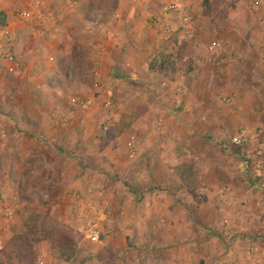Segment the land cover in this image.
<instances>
[{
	"label": "rangeland",
	"instance_id": "374dc122",
	"mask_svg": "<svg viewBox=\"0 0 264 264\" xmlns=\"http://www.w3.org/2000/svg\"><path fill=\"white\" fill-rule=\"evenodd\" d=\"M46 1L45 6L57 14L55 20L27 25L25 35L12 40L10 53L16 57L18 50L23 55L18 56L19 69L10 70L3 62L5 53L0 54V145L7 121L9 142L13 141L8 149L13 151L12 163L7 167L0 157V200L1 208H16L12 219L0 215V264H103L121 240L133 254L149 259L162 256L165 264L175 249L182 251L184 264H208L206 256L212 251L198 248L201 238L193 229H184L182 242L169 239L155 251L136 245L127 235L128 222L133 218L142 222L146 217L140 213L143 207L168 199L187 209L213 206L214 213L210 210L200 217L206 225L214 222L210 235L226 246L216 264H264V23L259 22L264 19V5L257 0H218L215 4L176 0L182 11L170 12L166 8L174 0ZM101 10L103 21H96L93 16ZM183 14L190 17L189 23L183 22ZM254 14L258 22L249 23L250 27L239 22ZM213 15L220 22L218 34L208 21ZM235 18L238 30L252 28L255 35L242 39L250 47L241 69L232 65L227 48L229 26ZM36 29L41 30L40 37L33 36ZM189 46L199 51L197 60L186 51ZM110 56L120 64L144 58L158 75L155 84L134 85L124 74L120 79L112 77ZM164 58L174 65L161 73L158 66ZM189 82L194 83V100L167 103V123L161 113L133 117V109L142 105L130 98L135 86L146 94L167 93L179 100ZM69 96L75 99L71 104L64 101ZM69 110L71 117L66 116ZM78 112L85 115V133L71 135L67 150L58 145L64 139L55 141V159L66 154L62 160L70 157L78 166H56L51 179L47 171L51 167L46 166L49 155L36 148L46 139L38 131L51 127L53 135L64 129L78 131L82 121L74 117ZM236 137L239 145L233 144ZM17 138L43 157L45 165L34 171L39 172L38 178L30 173L31 166L24 173L14 171L18 168L14 164ZM153 141L166 150L159 156H138V145ZM55 159L50 155V161ZM77 168L82 174L77 175ZM156 171L161 177L171 171L178 181L154 180ZM86 196L110 213L111 223L101 228L102 244H92L78 232L74 207ZM196 216L191 214L193 219ZM164 231L174 239V233ZM139 233L150 236L143 227Z\"/></svg>",
	"mask_w": 264,
	"mask_h": 264
},
{
	"label": "crops",
	"instance_id": "0c3cea01",
	"mask_svg": "<svg viewBox=\"0 0 264 264\" xmlns=\"http://www.w3.org/2000/svg\"><path fill=\"white\" fill-rule=\"evenodd\" d=\"M37 2H39L45 10L53 12L52 10H49V8H47L45 6V3L47 2L46 0H0V13H4L5 19H6V27L0 26V33L3 30H6L9 32L8 37L3 39V41H2V45L0 47V54L5 53V54H3L4 55L3 56L4 57L3 62H4V65L9 67V68H10V65L6 61L5 56L6 55L13 56L10 53L11 52L10 46L12 45V40L15 39V40L19 41V39L25 35V32H23L25 26L31 25L33 23H37L38 25L41 24V22L36 17H32V19L29 21L20 20L16 16L15 10L19 7V8L25 9L27 11L35 12V4ZM211 2L213 4H215L218 2V0H211ZM257 2L260 3L262 6L264 5V0H257ZM148 6L151 10H152L151 7L154 8L153 4L148 5ZM53 13H55V11ZM132 14L133 13H130L128 18H130L132 16ZM56 15L57 14H54V17ZM103 15H104V13L101 10V11L97 12L93 17L96 21H103ZM256 16H258V14L257 15L254 14L252 16L248 15L247 17L245 16V17H243L244 18L243 20L239 19V22L243 23V25L247 24L249 26V23L253 24L254 22H258L257 18L253 19ZM208 18H209L208 21H210L213 24V29L215 30L216 34H218L217 28L220 27L219 19H216V15L210 16ZM54 20H55V18H54ZM259 22H260V24H263L264 19H262V17H261V20H259ZM42 24L44 25L47 23H42ZM229 27H230L229 34L227 36L230 37L229 39H231V40L229 41V43L227 45V48L229 49L228 54L230 56V61L232 62V65H233V63L237 64L238 67H236V68L241 69L242 65L245 63V59H247V56L249 54V53H247L248 47H250L249 45L245 46V43L243 40L246 37L255 36V35H253L254 32H253L252 28L251 29L247 28V30H244L243 32L241 29L238 30L239 24H237L236 18L234 19L233 22H231ZM244 27H246V26H244ZM21 32H23V33H21ZM100 32L101 33L99 34V36L103 37V34L105 35L104 31H100ZM114 35H115V33L113 34L110 32V37L113 38V37H115ZM33 36L40 37L41 36V30H38V29L34 30ZM6 42H8V43H6ZM214 48H215V46H214ZM111 49H113V46H111ZM131 49H132V47H131ZM115 50H118V48L117 49L115 48ZM186 51L191 56H193L192 58L194 60L198 59L199 51H197L196 47L189 46L186 49ZM113 52H114V49L111 50V55ZM150 52H153V51L151 50ZM257 52H258V47H256V53ZM99 53H102L103 59H104V50H100ZM15 55H16V57L15 56H13V57L15 58V60L17 61L19 66L14 70H17V69H19V67L21 65L19 62L18 56L20 57L22 54L19 53L17 50ZM105 58H106V56H105ZM107 58H108V56H107ZM103 59H101L102 62L104 61ZM107 62L109 64L108 66H109L110 74L112 75V77L113 76L118 77V76H121V74L122 75L123 74L128 75L131 77L129 80H131L134 83V85H140V84L142 85L143 83H140L141 81L146 82L145 83L146 86L154 85L156 82V79L158 77L157 73H155L150 68L149 62H145L144 58L141 60H138V62L136 61V59L135 60L128 59L126 61H123V64H120L119 61H116V59H114V57L110 56L109 59L107 60ZM198 62H200V60H198ZM262 68L264 69V67H262ZM192 74H195V73H192ZM196 76L193 75V77H191V78H195L193 80H196ZM118 79H120V77H118ZM193 86H194L193 82L187 83L186 88H185V93H184L182 99H179V100L176 98L174 99V96H172L171 94H167V93L166 94L165 93L160 94V95L159 94L154 95L153 91H152L150 94H146V93L140 91L139 89H137V87L135 86L132 89V93L130 94V95H132V97H130V98H132L131 100H133L134 102L141 103L142 105L133 109V113H134L133 117L135 119H138L140 115H143V117L151 118L155 113H161V116L163 118H166L165 122L167 123L168 119L170 120V116H169L170 110H169V106L167 103H169V102H171V103H173V102L186 103L188 101H193L194 100L193 97L195 96L192 92L193 90L191 89ZM130 95H128V96H130ZM149 96L151 98H148ZM67 100L70 102L69 104H71V102L74 101L75 99L73 100L69 96V97L64 98V101H67ZM139 109H142V110L140 112H138ZM70 111L71 110L66 112L67 117L72 116V113ZM83 114L84 113H82V112L74 113V117L82 120L81 122H79L81 124L80 125L81 128L79 127L78 131L71 132V129L69 131L67 129H64L63 133L58 132V133L53 135L52 132H53L54 128L52 129V127L48 128L45 131L43 129H39L38 134H42L41 138L43 139V137L45 136L46 139H43L42 142L37 143L38 145L36 148L38 149V151H42V153H44L46 151L45 153L47 154V157H48V155H49V157H50V155H52L55 159V156H57V152L55 151L57 149V146L55 144L57 137L58 138L60 137V138H62V140L63 139L65 140V142L60 141L58 145L63 146L64 148H66V150L70 149V141L69 140L72 139L71 135H74L77 132L80 135L85 133L83 131V129H84L83 123L85 122V115H83ZM1 117L4 118L5 116H1ZM42 117H45V115H42ZM46 117L50 118L48 116H46ZM7 124L10 126L8 121H7ZM136 125L137 124H135V126ZM9 126H5L2 128L3 129L2 132H4L5 136H4V139L2 140L3 142L0 145L1 146L0 157L2 159L1 163L2 162L5 163V165L7 167L13 161L10 159V156H11V154H13L12 153L13 151L11 149L8 150L9 148H12V146H13V141L9 142V137H8V135L10 133ZM182 130L184 131V128H181V131ZM180 134H181V135H179L180 138H183L185 133L181 132ZM51 138H53L52 142L50 141ZM18 141H19V138H17L15 141V144H16L15 152H16L17 157L14 159V164L18 168H15L14 171H19L21 173L22 172L24 173L25 170L28 169L29 166H31L32 171H30V173H32L33 176L38 178L37 174L39 172L35 173L34 171H35V169H37V166L41 167V166L45 165V163L43 161V157L39 156V152L38 153L36 152L34 154L35 150H32V152H30L28 150L29 148L26 146L24 141H22V143H20L21 145L19 144ZM77 146H76L77 148H80L81 145L78 144ZM164 146L165 145L161 144L159 141H153L151 143L145 142L144 144L138 145V148H137L139 151L138 156H142V157L147 156L148 158L151 156V154H154V156H159L163 153L164 150H166ZM72 148H74V147H72ZM175 149H180V148L175 147ZM155 152H156V154H155ZM64 153H66V152H64ZM49 157L46 160V166L51 167V168H49V170H47L48 174H50L51 179H53L55 176V173H56L55 167L56 166H60L61 168L65 167L64 169H66L70 165L78 166V164H76V163L75 164L71 163V162H73V159L71 160L70 157H69V160L67 159V161H65V160L63 161L62 160L63 157L66 159V154H64L62 156V158H60V159L56 158L54 161H50ZM37 158H39L38 162L35 161V160H37ZM58 161H59V163H58ZM78 170H79V168H77V175L82 174V170L81 169H80V171H78ZM18 175H19V173H18ZM8 176H10V175L7 174L5 176L6 182H7ZM135 178H137V177H135ZM174 179L176 181H178L177 180L178 175L174 174L171 171H170V174L167 175V177H165L164 175L161 177V174L159 173V171H156V174L154 175V180L169 181V180H174ZM1 190H3V189H1V184H0V192H2ZM181 194L182 195H180V196L183 197V192ZM185 194H186V196H184V197L189 198L188 197L189 193H185ZM154 197L153 198L150 197V199L152 198V200H154ZM2 205L3 204L1 203V200H0V209H1ZM203 206L204 205H202V206L197 205L196 207H192L191 209H187V208H185V206L183 204L177 203V202L174 203V201H170L169 199L164 201L163 204L160 201H154L153 203L148 204L147 206L143 207V209H141L142 212L140 211V213H143L146 215V217H144L142 222H141V218H133L132 222H128L129 226H127V233H128L127 235L131 236V238L134 240V243L136 245L146 246V247L148 246V247L152 248L153 250L154 249L156 250L157 249L156 247L158 244L162 245L161 243L166 242V240H169V239L172 241L175 240L177 242V244L179 242H182V240L184 239V233H183L184 229H186V230H192L193 229L194 230L193 234L201 238L202 244H200L198 248H202L204 251V249H206L205 247H210L209 251L210 252L212 251V253L210 255L206 256L207 263L208 264H216L218 261H220V258L224 254V252H226V250H225L226 246H223L222 244H220V242L218 241V239L216 237H214L213 235H210V228H212V225H214V222H210L209 225H206V222L204 221L205 219L204 218L202 219V217H200V215H203L204 213H206V214L209 213L210 210L212 213H214L215 209L213 208V206H212V208H206V209ZM191 214H197V216L193 219L191 217ZM156 216H159V217L156 218ZM141 227H143L145 230H149V232H150L149 237H147V238L145 236L140 237L139 230ZM164 230H169L172 234L174 233L175 234L174 239H172L173 237L168 238L167 233ZM109 241L111 242L113 240L110 239ZM109 241H106V244ZM199 243H200V241H199ZM118 244L119 245H117V246H119V247H117V249H114V247H113V249H112L113 254L110 257H104V258H106L105 259L106 261L103 264H109V263L119 264L120 262H122L124 260H126V262L128 264H155L156 262H159L160 264H165L164 263L165 260L162 256H158V257L153 256V258H151V259H149L148 257L145 258L144 256L142 257L141 255L133 254L132 252H130V250L132 248L126 243V241L121 240ZM163 245H164V243H163ZM117 251H118V254L115 253ZM216 252L218 255L216 254ZM125 253H126V255H125ZM146 259H148V260H146ZM143 260H144V262H143ZM229 260H231V259H229ZM184 263H185V259L182 256V251L180 253V251L177 249H175L174 255H172V256L170 255L167 259V264H184Z\"/></svg>",
	"mask_w": 264,
	"mask_h": 264
},
{
	"label": "built area",
	"instance_id": "2783aa9c",
	"mask_svg": "<svg viewBox=\"0 0 264 264\" xmlns=\"http://www.w3.org/2000/svg\"><path fill=\"white\" fill-rule=\"evenodd\" d=\"M166 10L170 12H181L182 7L176 0H174L169 4ZM15 13L16 16L22 21H29L32 19V17H36L41 23H50L54 21L55 18L54 13L45 10L39 2L35 4V12L27 11L18 7L15 10ZM181 18L184 23L190 22V17L186 14L181 15ZM8 35L9 32L6 30H3L0 33V47L2 45L3 39L7 38ZM210 50H214V46H211ZM5 59L10 65V70H14L19 66L13 56L6 55ZM233 144L239 145L240 139L238 137L234 138ZM132 155L134 156V152ZM91 191L92 189L89 190L87 195L91 194ZM81 200L82 201L78 203L76 207H74V214L80 222L78 232L84 237L85 240L89 241L90 243L102 244L103 230L101 228L102 225L111 223L110 213L106 212L103 208L97 207L89 199V196H86ZM15 209V207H3L0 209V215L2 214L5 218L12 219ZM2 249L3 245L0 243V251Z\"/></svg>",
	"mask_w": 264,
	"mask_h": 264
},
{
	"label": "trees",
	"instance_id": "16d2710c",
	"mask_svg": "<svg viewBox=\"0 0 264 264\" xmlns=\"http://www.w3.org/2000/svg\"><path fill=\"white\" fill-rule=\"evenodd\" d=\"M0 26L1 27H6V19H5V14L4 13H0ZM191 62V61H190ZM174 65L173 62L169 61L168 59H161L160 64L158 66V72L160 71L161 73L164 72V70L166 71V66L169 65Z\"/></svg>",
	"mask_w": 264,
	"mask_h": 264
}]
</instances>
